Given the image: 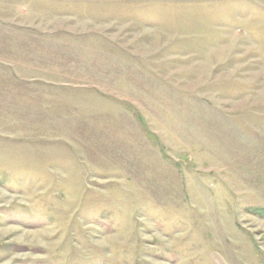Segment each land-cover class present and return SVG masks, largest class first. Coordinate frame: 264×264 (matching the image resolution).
I'll use <instances>...</instances> for the list:
<instances>
[{
    "label": "rangeland",
    "instance_id": "obj_1",
    "mask_svg": "<svg viewBox=\"0 0 264 264\" xmlns=\"http://www.w3.org/2000/svg\"><path fill=\"white\" fill-rule=\"evenodd\" d=\"M264 0H0V264H264Z\"/></svg>",
    "mask_w": 264,
    "mask_h": 264
},
{
    "label": "trees",
    "instance_id": "obj_2",
    "mask_svg": "<svg viewBox=\"0 0 264 264\" xmlns=\"http://www.w3.org/2000/svg\"><path fill=\"white\" fill-rule=\"evenodd\" d=\"M255 214H256V215H258V214H259L260 216H264V211H260V212H259V211H257V212H255Z\"/></svg>",
    "mask_w": 264,
    "mask_h": 264
}]
</instances>
